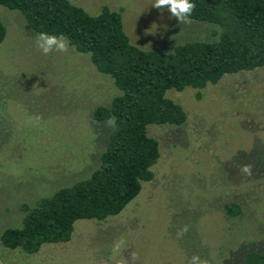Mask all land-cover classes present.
I'll use <instances>...</instances> for the list:
<instances>
[{"label":"rangeland","instance_id":"obj_1","mask_svg":"<svg viewBox=\"0 0 264 264\" xmlns=\"http://www.w3.org/2000/svg\"><path fill=\"white\" fill-rule=\"evenodd\" d=\"M89 14L122 11L124 30L143 50L212 41L214 25L180 23L155 0H70ZM171 17V18H170ZM0 235L20 228L22 204L86 178L99 165L111 127L92 110L118 94L88 55L68 46L44 55L23 16L0 7ZM199 95V97H198ZM182 106L180 127L148 125L159 143L154 177L117 216L77 220L68 242L34 254L0 242V264H244L264 253V66L227 74L204 89L167 91ZM252 166V174L240 172ZM240 207L230 217L228 209ZM185 226L188 231L178 237Z\"/></svg>","mask_w":264,"mask_h":264},{"label":"trees","instance_id":"obj_2","mask_svg":"<svg viewBox=\"0 0 264 264\" xmlns=\"http://www.w3.org/2000/svg\"><path fill=\"white\" fill-rule=\"evenodd\" d=\"M188 17L213 24L212 41L178 44L171 51L143 50L127 36L122 11L103 5L89 14L70 0H0V7L20 13L27 30L64 36L68 46L88 55L97 71L109 76L118 90L107 106L92 110L96 122L115 118L99 165L84 179L57 189L32 206L22 204L20 228H6L3 247L25 254L42 245L68 242L77 220L105 221L119 215L153 180L159 143L148 125L180 127L187 121L181 105L167 91L204 89L223 76L264 66V0H190ZM7 34L0 21V44ZM199 97V95H198ZM233 204L228 216L240 214ZM244 264H264V253L250 251Z\"/></svg>","mask_w":264,"mask_h":264},{"label":"clouds","instance_id":"obj_3","mask_svg":"<svg viewBox=\"0 0 264 264\" xmlns=\"http://www.w3.org/2000/svg\"><path fill=\"white\" fill-rule=\"evenodd\" d=\"M154 8L163 11L165 8L171 13V17L176 18L180 23H190L188 17L195 10L196 5L191 3L190 0H155ZM170 17V18H171ZM37 46L44 55H48L53 50L64 53L68 51V41L64 36H50L46 33H40L37 36ZM109 127L115 125V118H110L107 121ZM240 172L244 175L252 174L251 165H243L240 167ZM188 231V227L178 231L177 236L182 237ZM189 264H208L207 260L201 259L197 255H193L189 260Z\"/></svg>","mask_w":264,"mask_h":264}]
</instances>
